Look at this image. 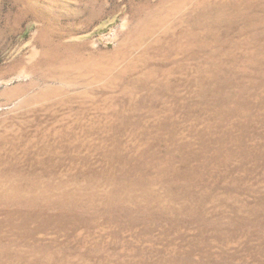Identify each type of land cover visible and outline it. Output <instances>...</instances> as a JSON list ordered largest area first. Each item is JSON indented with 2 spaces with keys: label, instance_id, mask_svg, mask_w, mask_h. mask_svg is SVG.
<instances>
[{
  "label": "rangeland",
  "instance_id": "rangeland-1",
  "mask_svg": "<svg viewBox=\"0 0 264 264\" xmlns=\"http://www.w3.org/2000/svg\"><path fill=\"white\" fill-rule=\"evenodd\" d=\"M0 264H264V0H0Z\"/></svg>",
  "mask_w": 264,
  "mask_h": 264
}]
</instances>
